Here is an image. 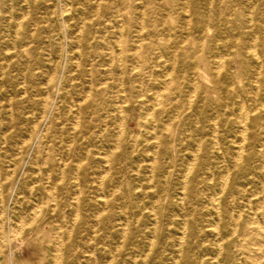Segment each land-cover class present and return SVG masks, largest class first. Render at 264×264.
Returning <instances> with one entry per match:
<instances>
[{
	"label": "rangeland",
	"instance_id": "1",
	"mask_svg": "<svg viewBox=\"0 0 264 264\" xmlns=\"http://www.w3.org/2000/svg\"><path fill=\"white\" fill-rule=\"evenodd\" d=\"M27 2L0 0V264H264V0Z\"/></svg>",
	"mask_w": 264,
	"mask_h": 264
},
{
	"label": "bare ground",
	"instance_id": "2",
	"mask_svg": "<svg viewBox=\"0 0 264 264\" xmlns=\"http://www.w3.org/2000/svg\"><path fill=\"white\" fill-rule=\"evenodd\" d=\"M60 1V0H59ZM69 1H71V0H69ZM26 2H27V0H26ZM36 2V1H35ZM28 3V2H27ZM34 3V2H33ZM65 3V2H64ZM100 3V2H99ZM117 3V2H116ZM47 4V3H46ZM60 4V3H59ZM29 6V5H28ZM27 6V7H28ZM58 6V5H57ZM61 6V5H60ZM69 6V5H68ZM67 8V7H66ZM76 8V7H75ZM144 8V7H143ZM100 9V8H99ZM98 9V10H99ZM52 10H54V9H52ZM69 11V10H68ZM67 11V12H68ZM144 11V10H143ZM57 12V11H56ZM145 12V11H144ZM46 13V12H45ZM60 13L61 14H63V13H65V11H63V13L60 11ZM161 13V12H160ZM144 14V13H143ZM118 16V15H117ZM24 17V16H23ZM56 17V16H55ZM69 17V16H68ZM83 17V16H82ZM141 17V16H140ZM143 17V16H142ZM57 18V17H56ZM19 19H22V18H19ZM58 19V18H57ZM72 19V18H71ZM144 19V18H143ZM166 19V18H165ZM11 20V19H10ZM62 20V19H61ZM141 20V19H140ZM20 21V20H19ZM143 21V20H142ZM57 22H58V20H57ZM83 22V21H82ZM20 23H22V22H20ZM69 23V22H68ZM131 23V22H130ZM164 23V22H163ZM19 26V25H18ZM62 26H63V24H62ZM21 27V26H20ZM139 27V26H138ZM15 28V27H14ZM16 28H18V27H16ZM15 28V29H16ZM64 28V27H63ZM79 28V27H78ZM122 28V27H121ZM130 28V27H129ZM141 28V27H140ZM59 29H60V27H59ZM141 29H143V28H141ZM5 30V29H4ZM77 30V29H76ZM82 30V29H81ZM114 30V29H113ZM123 30V29H122ZM12 31V30H11ZM60 31V30H59ZM75 31V30H74ZM79 31V30H78ZM99 31V30H98ZM134 31V30H133ZM141 31H143V30H141ZM140 31V32H141ZM6 32V31H5ZM14 32H17V31H14ZM13 32V33H14ZM70 32V31H69ZM80 32V31H79ZM140 32H138L139 34H140ZM33 33V32H32ZM142 33V32H141ZM170 33V32H169ZM16 35H17V33H15ZM107 34V33H106ZM203 34V33H202ZM201 34V35H202ZM3 35V34H2ZM32 35V34H31ZM64 35H65V33H64ZM142 35V34H141ZM170 35V34H169ZM66 37V36H65ZM65 37L63 36V38L65 39ZM118 37V36H117ZM123 37V36H122ZM185 37V36H184ZM128 38V37H127ZM134 39V38H133ZM168 39V38H167ZM178 39V38H177ZM185 39V38H184ZM254 39V38H253ZM63 40V39H62ZM79 40V39H78ZM255 40H257V38H255ZM73 41H75V40H73ZM77 41V40H76ZM119 41L120 42H122L120 39H119ZM139 41H141V40H139ZM169 41V40H168ZM180 41V40H179ZM185 41H186V39H185ZM11 42V41H10ZM69 42V41H68ZM120 42L118 43V45L120 44ZM15 43V42H14ZM78 44V43H77ZM253 44H255V43H253ZM15 45V44H14ZM140 45H141V43H140ZM182 45V44H181ZM75 46V45H74ZM142 46V45H141ZM140 46V47H141ZM120 47V46H119ZM139 47V46H138ZM139 47V48H140ZM179 47V46H178ZM255 47V46H254ZM79 48V47H78ZM77 47H76V49H78ZM80 49V48H79ZM135 49V48H134ZM121 50V49H120ZM255 49H253V51H254ZM79 51V50H78ZM77 51V52H78ZM88 51V50H87ZM136 51H138V50H136ZM225 51V50H224ZM121 52V51H120ZM176 52V51H175ZM256 52V51H255ZM89 53V52H88ZM172 53V52H171ZM254 53V52H253ZM5 54V53H4ZM121 54V53H120ZM226 54V53H225ZM78 55V54H77ZM175 55H177V54H175ZM80 56V55H79ZM119 56H121V55H119ZM81 57V56H80ZM122 57V56H121ZM173 57V56H172ZM177 57V56H176ZM210 57V56H209ZM223 59V58H222ZM78 60V59H77ZM139 60V59H138ZM89 61V60H88ZM118 61H120V60H118ZM135 61H137L136 59H135ZM258 61V60H257ZM139 62V61H138ZM212 62V61H211ZM2 63V62H1ZM79 63V62H78ZM111 63H113V61H111ZM110 63V64H111ZM121 63H122V61H121ZM76 64H77V62H76ZM138 65H139V63H137ZM221 64V63H220ZM78 65V64H77ZM118 65V64H117ZM121 65V64H120ZM137 65V66H138ZM193 65V64H192ZM122 66V65H121ZM121 66H119V69L121 68ZM77 67V66H76ZM79 67V66H78ZM109 67H110V65H109ZM134 67V66H133ZM224 67V66H223ZM216 68V67H215ZM109 69V68H108ZM118 69V70H119ZM129 69V68H128ZM222 69V68H221ZM85 70H86V68H85ZM122 70V69H121ZM132 70V69H131ZM218 70H220V68L218 69ZM217 70V71H218ZM3 71V70H2ZM52 71V70H51ZM56 71V70H55ZM132 71H134V70H132ZM172 71V70H171ZM221 71V70H220ZM220 71H218L219 73H220ZM54 73V72H53ZM52 73V74H53ZM122 73V72H121ZM25 74V73H24ZM148 74V73H147ZM165 74H167L166 72H165ZM169 74H171V73H169ZM218 74V73H217ZM216 74V75H217ZM252 74V73H251ZM163 75V74H162ZM204 75V74H203ZM220 75V74H219ZM218 75V76H219ZM170 76V75H169ZM90 77H91V75H90ZM164 77V76H163ZM166 77H167V75H166ZM258 77H259V75H258ZM25 78V77H24ZM50 78V77H49ZM63 78V77H62ZM142 78V77H141ZM253 78H256V77H253ZM252 78V79H253ZM166 79V78H165ZM169 79H171V78H169ZM237 79V78H236ZM25 80V79H24ZM62 80V79H61ZM60 80V81H61ZM122 80V79H121ZM48 80H46V82H47ZM51 81V80H50ZM59 81V80H58ZM91 81V80H90ZM250 81V80H249ZM255 81V80H254ZM121 82V81H120ZM123 82V81H122ZM257 82V81H256ZM49 83V82H48ZM229 83V82H228ZM25 84V83H24ZM122 84V83H121ZM121 84H120V86H121ZM167 84L168 83H166V86H167ZM171 84V83H170ZM250 84V83H249ZM258 84V83H257ZM141 85V84H140ZM234 85V84H233ZM123 86V85H122ZM257 86V85H256ZM45 87V86H44ZM196 88V87H195ZM194 88V89H195ZM59 89V88H58ZM90 89H91V87H90ZM90 89H89V91H90ZM95 89H97V88H95ZM123 89V88H122ZM25 90V89H24ZM141 90V89H140ZM196 90V89H195ZM195 90H194V92H195ZM225 90V89H224ZM88 91V92H89ZM124 91V90H123ZM226 91V90H225ZM43 92V91H42ZM87 92V93H88ZM142 92V91H141ZM157 92V91H156ZM161 92V91H160ZM24 93H26V92H24ZM162 93V92H161ZM160 93V94H161ZM217 93V92H216ZM215 93V94H216ZM259 93V92H258ZM89 94V93H88ZM148 94V93H147ZM154 94V93H153ZM156 94V93H155ZM155 94H154V96H155ZM157 94H158V92H157ZM156 94V95H157ZM159 94V95H160ZM192 94H193V92H192ZM116 95V94H115ZM125 95V94H124ZM228 95V94H227ZM85 96H87V95H85ZM89 96V95H88ZM161 96V95H160ZM192 97V96H191ZM85 98H88V97H85ZM116 98H118V97H116ZM143 98V97H142ZM259 98V97H258ZM10 99V98H9ZM59 99V98H58ZM127 99V98H126ZM139 99H140V97H139ZM157 99V98H156ZM255 99H256V97H255ZM11 100V99H10ZM44 100H46V99H44ZM118 100V99H117ZM136 100H138V99H136ZM155 100V99H154ZM158 101L160 100L161 101V99H157ZM213 100V99H212ZM246 100V99H245ZM56 101V100H55ZM73 100H71V102H72ZM186 101H188V100H186ZM256 101V100H255ZM46 102V101H45ZM45 102L43 103V107L44 108H46L45 107ZM153 102V101H152ZM156 102V101H155ZM192 102V101H191ZM72 103H74V101L72 102ZM78 103H80V102H78ZM118 103V102H117ZM120 103V102H119ZM141 103H142V101H141ZM157 103V102H156ZM155 103V104H156ZM122 104V103H121ZM145 104V103H144ZM187 104V103H186ZM264 104V103H263ZM12 105V104H11ZM54 105V104H53ZM126 105V104H125ZM156 105H160V103L158 102ZM189 105L191 106V104L189 103ZM189 105H188V107H189ZM232 105V104H231ZM240 105H242V104H240ZM244 105V104H243ZM122 106V105H121ZM142 106V105H141ZM71 107V106H70ZM187 107V108H188ZM227 107V106H226ZM11 108V107H10ZM52 108H53V106H52ZM51 108V109H52ZM55 108H56V106H55ZM143 108V107H142ZM141 108V109H142ZM43 109V108H42ZM189 109V108H188ZM44 110V109H43ZM114 110V109H113ZM143 110V109H142ZM151 110V109H150ZM243 110V109H242ZM141 111V110H140ZM144 111V110H143ZM239 111V110H238ZM12 112V111H11ZM10 110H9V115H10ZM80 112V111H79ZM78 112V113H79ZM120 112H122V110L120 111ZM176 112V111H175ZM188 112V111H187ZM34 113V112H33ZM115 113V112H114ZM148 114L150 113V112H147ZM151 113H152V111H151ZM186 113V112H185ZM239 113V112H238ZM241 113V112H240ZM247 113V112H246ZM245 113V114H246ZM80 114V113H79ZM78 114V115H79ZM123 114V113H122ZM148 114H147V116H148ZM174 114V113H173ZM232 114V113H231ZM234 114V113H233ZM3 116V115H2ZM11 116V115H10ZM120 116H121V113H120ZM132 116V115H131ZM177 116V115H176ZM246 116H247V114H246ZM245 116V117H246ZM251 116V115H250ZM73 117V116H72ZM114 117V116H113ZM121 117H123V116H121ZM132 117H135V116H132ZM238 117V116H237ZM11 118V117H10ZM75 118H76V116H75ZM247 118V117H246ZM145 119V118H144ZM237 119H239V118H237ZM48 120V119H47ZM124 120V119H123ZM137 120V119H136ZM148 120V119H147ZM240 120V119H239ZM242 120V119H241ZM251 120V119H250ZM76 121H77V119H76ZM80 120H78L76 123L78 124V122H79ZM104 121H106V120H104ZM120 121V120H119ZM154 122H155V119L153 120ZM12 122V121H11ZM32 122H33V120H32ZM48 122V121H47ZM122 122V121H121ZM136 122V121H135ZM138 122V121H137ZM145 122H146V119H145ZM157 122V121H156ZM156 122H155V125H156ZM246 122V121H245ZM44 123V122H43ZM61 123V122H60ZM139 123H141V122H139ZM139 123H137L138 125H139ZM244 123V122H243ZM33 124V123H32ZM46 124V123H45ZM152 124H154V123H152ZM167 124H169V123H167ZM29 125V124H28ZM36 125V124H35ZM72 125V124H71ZM76 125V124H75ZM111 125V124H110ZM120 124H118V126H119ZM146 125V124H145ZM216 125V124H215ZM243 126H244V124H242ZM1 126V125H0ZM7 126V125H6ZM43 126H44V124H43ZM46 126V125H45ZM73 126V125H72ZM121 126H122V124H121ZM120 126V127H121ZM142 126V125H141ZM12 127V126H11ZM33 127H35L34 126V124H33ZM37 127V126H36ZM42 127V126H41ZM76 127V126H75ZM137 127V126H136ZM140 127V126H139ZM153 127V126H152ZM245 127V126H244ZM30 128V127H29ZM167 128V127H166ZM215 128V127H214ZM9 129V128H8ZM31 129V128H30ZM121 129V128H120ZM119 129V130H120ZM123 129V128H122ZM147 129V128H146ZM211 129H213V128H211ZM245 129H247V128H245ZM40 130V129H39ZM45 130V129H44ZM47 130V129H46ZM45 130V131H46ZM72 130H74L73 129V127H72ZM127 130V129H126ZM152 130V129H151ZM42 131V130H41ZM142 131V130H141ZM146 131V130H145ZM148 131V130H147ZM217 131V130H216ZM243 131V130H242ZM246 130H244L243 132H244V134H246V132H245ZM43 132V131H42ZM123 131H121V133H122ZM142 132H144V131H142ZM151 132V131H150ZM214 132V131H213ZM20 133V132H19ZM118 133V132H117ZM215 133V132H214ZM39 134V133H38ZM42 134V133H41ZM45 134V133H44ZM116 134V133H115ZM119 134V133H118ZM132 134V133H131ZM144 134H145V132H144ZM216 134H217V132H216ZM241 134V133H240ZM5 135V134H4ZM72 135H73V132H72ZM139 135V134H138ZM154 135H155V133H154ZM46 136V135H45ZM119 136H121V134L119 135ZM136 136V135H135ZM215 136V135H214ZM217 136V135H216ZM240 136V135H239ZM30 138H31V136H29ZM83 137V136H82ZM138 137V136H137ZM3 138V137H2ZM39 138L41 139V136H39ZM117 138V137H116ZM134 138V137H133ZM136 138V137H135ZM151 138H152V136H151ZM156 138H158V137H156ZM6 139V138H5ZM5 139H3L4 141H5ZM36 139H38V138H36ZM35 139V140H36ZM49 139V138H48ZM118 139V138H117ZM119 139H120V137H119ZM137 139V138H136ZM159 139V138H158ZM18 140V139H17ZM26 140H28V139H26ZM128 140V139H127ZM135 140V139H134ZM112 141V140H111ZM35 142V141H34ZM137 142V141H136ZM150 142V141H149ZM199 142V141H198ZM146 143V142H145ZM148 143V142H147ZM154 143V142H153ZM217 143V142H216ZM219 143V142H218ZM244 143V142H243ZM21 144V143H20ZM58 144V143H57ZM142 144V143H141ZM140 144V145H141ZM157 144H159V143H157ZM5 145V144H4ZM17 145H19V144H17ZM25 145V144H24ZM134 145V144H133ZM147 145V144H146ZM36 146V145H35ZM64 146H66V145H64ZM69 146H71V144L70 145H68V147ZM117 146V145H116ZM199 146V145H198ZM1 147V146H0ZM40 147H41V145H40ZM156 147H157V145H156ZM215 147V146H214ZM39 148V147H38ZM70 148V147H69ZM117 148V147H116ZM135 148V147H134ZM158 148V147H157ZM197 148V147H196ZM199 148V147H198ZM47 149V148H46ZM68 149V148H67ZM66 149V150H67ZM32 150H34V149H32ZM36 150H38V149H36ZM69 150V149H68ZM67 150V151H68ZM114 150H115V147H114ZM117 150V149H116ZM130 150H132V147L130 148ZM129 150V151H130ZM134 150V149H133ZM132 150V151H133ZM153 150V149H152ZM157 150V149H156ZM198 150V149H197ZM19 151V150H18ZM21 151V150H20ZM47 151H48V149H47ZM111 151H112V149H111ZM148 151H149V148H148ZM219 151V150H218ZM237 151V150H236ZM46 152V151H45ZM141 152V151H140ZM155 152V151H154ZM76 153V152H75ZM150 153V152H149ZM38 154V153H37ZM46 154V153H45ZM44 154V155H45ZM146 154V153H145ZM148 154V153H147ZM75 155V154H74ZM193 155V154H192ZM236 155V154H235ZM237 155H239V154H237ZM107 156V155H106ZM154 156V155H153ZM156 156V155H155ZM153 157V158H156V157ZM167 156V155H166ZM172 156V155H171ZM233 156V155H232ZM36 157V156H35ZM41 157V156H40ZM43 157V156H42ZM41 157V158H42ZM45 157H47L46 155H45ZM239 157H241V155H239ZM46 159V158H45ZM104 159H106V158H104ZM110 159V158H109ZM163 159V158H162ZM195 159V158H194ZM239 159V158H238ZM238 159L236 158V161L238 162ZM36 160V159H35ZM68 160V159H67ZM66 160V161H67ZM108 160V159H107ZM106 160V161H107ZM242 160V159H241ZM37 161V160H36ZM45 161V160H44ZM154 161V160H153ZM155 161H156V159H155ZM194 161V160H193ZM41 162V161H40ZM59 162V161H58ZM109 162V161H108ZM190 162V161H189ZM36 163V162H35ZM60 163H61V161H60ZM7 164V163H6ZM59 164V163H58ZM66 164V163H65ZM65 164H59V165H56V166H53V170H55L56 172H58L61 176H63V172H64V167L66 166ZM107 164H109V163H107ZM154 164V163H153ZM188 164H190V163H188ZM43 165V164H42ZM65 165V166H64ZM79 165V164H78ZM104 166L106 165V163L105 164H103ZM151 165V164H150ZM192 165V164H191ZM80 166V165H79ZM102 166V165H101ZM110 166V165H109ZM42 167V166H41ZM76 167H78V166H76ZM108 167V166H107ZM187 167V166H186ZM15 168V167H14ZM38 168H39V166H38ZM98 168H99V166H98ZM109 168V167H108ZM154 168V167H153ZM190 168V167H189ZM42 169V168H41ZM151 169V168H150ZM191 169V168H190ZM190 169H189V171H190ZM30 171H31V169H30ZM43 171H44V168H43ZM75 172V169H71V170H68V174H70V173H74ZM76 171H77V169H76ZM78 171H79V169H78ZM108 171H109V169H108ZM151 171H154V169H151ZM150 171V172H151ZM40 172V171H39ZM42 173V172H41ZM106 173V172H105ZM47 174H48V172H47ZM77 174V173H76ZM151 174H152V172H151ZM186 174V173H185ZM189 174V173H188ZM12 175V174H11ZM49 175V174H48ZM101 175V174H100ZM153 175V174H152ZM36 176V175H35ZM75 175H73V177H74ZM77 176H78V174H77ZM185 176V175H184ZM50 177V176H49ZM105 177V176H104ZM167 177V176H166ZM40 178H41V176H40ZM47 178V177H46ZM7 179V178H6ZM60 179H61V177H60ZM105 179V178H104ZM185 179H187L186 177H185ZM184 179V180H185ZM48 180V179H47ZM101 180H103V179H99L98 181H97V184H98V187H99V185H101ZM150 180V179H149ZM153 180V179H152ZM183 180V179H182ZM184 180H183V182H184ZM3 181H5V180H3ZM79 181V180H78ZM62 182V181H61ZM103 182V181H102ZM150 182V181H149ZM2 183H4V182H2ZM41 183V182H40ZM58 183H60V182H58ZM76 183V182H75ZM91 183V182H90ZM110 183V182H109ZM44 185V184H43ZM102 185H103V183H102ZM110 185V184H109ZM185 185V184H184ZM56 186V185H55ZM55 186H54V188H55ZM77 187H79V185L77 186ZM30 188V187H29ZM33 188V187H32ZM44 188H46L45 186H44ZM44 188H42V190L44 191V196H46V197H48V199H50V200H56V198L54 199V197H55V195L53 196V194L52 193H54V192H51L50 190H45ZM100 188V187H99ZM113 188H114V186H113ZM184 188V187H183ZM50 189V188H49ZM53 189V188H52ZM77 189H79V188H77ZM80 190V189H79ZM64 191V190H63ZM100 191H101V189H100ZM118 191V190H117ZM185 191V190H184ZM2 192V191H1ZM32 192V191H31ZM80 192V191H79ZM56 193V192H55ZM93 193V192H92ZM97 193V192H96ZM101 193H103V190H102V192ZM1 194V193H0ZM76 194V193H75ZM80 194V193H79ZM91 194V193H90ZM2 195V194H1ZM0 195V196H1ZM31 195V194H30ZM36 195V194H35ZM102 195H104L105 196V194H102ZM123 195V194H122ZM41 196V195H40ZM80 196V195H79ZM113 196V195H112ZM111 196V197H112ZM45 197V198H46ZM99 197V196H98ZM217 197V196H216ZM14 198H18V197H14ZM74 198H76V197H74ZM78 198V197H77ZM103 198H105V197H103ZM183 198V197H182ZM211 198H213V197H211ZM218 198V197H217ZM42 199V198H41ZM62 199V198H61ZM65 199H67V198H65ZM72 199V198H71ZM99 199V198H98ZM215 199V198H214ZM214 199H213V201H214ZM73 200V199H72ZM71 200V201H72ZM103 200V199H102ZM106 200V199H105ZM158 200V199H157ZM219 200V199H218ZM18 201H20V200H18ZM107 201V200H106ZM182 201V200H181ZM3 202V201H2ZM1 201H0V203H2ZM43 202V201H42ZM61 202V201H60ZM77 202H79V201H77ZM123 202V201H122ZM218 202V201H217ZM13 203V202H12ZM53 203H56V202H53ZM67 203V202H66ZM70 203V202H69ZM182 203V202H181ZM45 204V203H44ZM51 204V203H50ZM78 204V203H77ZM105 204V203H104ZM2 205V204H1ZM75 205H76V203H75ZM215 205H216V203H215ZM218 205V204H217ZM216 205V206H217ZM21 206V205H20ZM36 206V205H35ZM41 206V205H40ZM49 206V205H48ZM56 206V205H55ZM69 207H70V205H68ZM74 206V205H73ZM104 206V205H103ZM39 207V206H38ZM42 207H44L43 205H42ZM42 207H40V209L42 208ZM78 207V206H77ZM219 207V206H218ZM73 209H74V207H73ZM107 209V208H106ZM105 209V210H106ZM185 209V208H184ZM53 210H55V209H53ZM102 210V209H101ZM8 211V210H7ZM40 211V210H39ZM38 211V209H31L30 210V218H31V223H32V220H37L39 217H40V212ZM47 211V210H46ZM58 211V210H57ZM64 211V210H63ZM102 211H104V210H102ZM219 211V210H218ZM1 212V211H0ZM2 212H3V210H2ZM1 212V216H2V213ZM28 212V211H27ZM72 212V211H71ZM73 212H75V211H73ZM53 213V212H52ZM64 213V212H63ZM76 213H77V210H76ZM79 213V212H78ZM89 213H91V212H89ZM104 213V212H103ZM186 213V212H185ZM220 213V212H219ZM4 215V214H3ZM74 215H76V214H74ZM73 215V216H74ZM84 215V214H83ZM86 215V214H85ZM84 215V216H85ZM102 215V214H101ZM220 215V214H219ZM0 216V217H1ZM52 216V215H51ZM99 216V215H98ZM7 218H8V216H6ZM53 217V216H52ZM64 217V216H63ZM78 217V216H77ZM157 217V216H156ZM51 218V217H50ZM76 218V217H75ZM81 218V217H80ZM63 219V218H62ZM67 219V218H66ZM74 219V218H73ZM86 219V218H85ZM99 219V218H98ZM8 220V219H7ZM20 220V219H19ZM45 220V219H44ZM64 220V219H63ZM74 220H76V219H74ZM87 220V219H86ZM15 221V220H14ZM23 221V220H22ZM29 221V220H28ZM98 221V220H97ZM10 222V221H9ZM49 222H51V221H49ZM71 222H73L72 220H71ZM70 222V223H71ZM8 223V222H7ZM42 223V222H41ZM45 223V222H44ZM52 223V222H51ZM75 223V222H74ZM98 223V222H97ZM129 223V222H128ZM2 224H4V223H2ZM24 222H21V221H16V222H14L12 225L10 224V226H9V230H10V233H11V231H12V235H13V233L15 232H17V231H20L19 229L20 228H22V227H24ZM65 224V223H64ZM90 224V223H89ZM94 224V223H93ZM186 224V223H185ZM1 225V224H0ZM27 225H29V223L27 224ZM60 225H61V223H60ZM73 225V224H72ZM95 225V224H94ZM31 226V225H30ZM39 226V225H38ZM43 226V225H42ZM127 226V225H126ZM186 226V225H185ZM40 227V226H39ZM56 227H58V226H56ZM66 227V226H65ZM92 227V226H91ZM218 227V226H217ZM1 228H2V230L4 229L2 226H0V230H1ZM24 228H26V227H24ZM43 229V228H42ZM59 229V231H60V228H58ZM96 229V228H95ZM95 229H93V231L95 230ZM156 229V228H155ZM214 229V228H213ZM217 229V228H216ZM4 230H7V229H4ZM9 230H7V232H9ZM14 231V232H13ZM23 231V230H22ZM51 231V230H50ZM58 231V230H57ZM62 231V230H61ZM68 231H69V229H68ZM92 231V230H91ZM92 231V232H93ZM186 231V230H185ZM127 232V231H126ZM216 232V231H215ZM1 233V232H0ZM41 233V232H40ZM46 233H48V232H46ZM59 233V232H58ZM217 233V232H216ZM6 235H7V233H5ZM17 234V233H16ZM21 234V233H20ZM71 234V233H70ZM124 234V233H123ZM185 234V233H184ZM9 235V234H8ZM15 235V234H14ZM18 235H19V233H18ZM40 235V234H39ZM92 235H94V233L92 234ZM17 236V235H16ZM53 236V235H52ZM70 236V235H69ZM13 237H15V236H13ZM20 237V235L18 236V238ZM217 237V236H216ZM40 238V237H39ZM47 238H48V236H47ZM60 238V237H59ZM88 238V237H87ZM0 239L1 240H3V241H5V235H3V232L0 234ZM9 239V238H8ZM17 239V238H16ZM184 239V238H183ZM7 240V239H6ZM180 241V240H179ZM6 242V241H5ZM9 242V241H8ZM56 242H58V241H56ZM60 242H61V238H60ZM182 242V241H181ZM89 243H91V242H89ZM88 243V244H89ZM5 244V243H4ZM3 244V245H4ZM62 244V243H61ZM60 244V245H61ZM57 246L59 245V244H56ZM64 245V244H63ZM182 245V244H181ZM180 245V246H181ZM221 245V244H220ZM41 246V245H40ZM56 246V247H57ZM222 246V245H221ZM59 247V246H58ZM57 247V248H58ZM92 247V246H91ZM60 248V247H59ZM76 248H78V247H76ZM221 248V247H220ZM87 250H89V248H87ZM2 251L3 250H1V244H0V256H1V254H2ZM55 251H56V249H55ZM60 251V250H59ZM59 251H57V252H59ZM62 251V250H61ZM60 251V252H61ZM93 251H94V248H93ZM90 252V251H89ZM77 253V252H76ZM221 253V252H220ZM85 254V253H84ZM219 255V254H218ZM84 256V255H83ZM86 256V255H85ZM90 256H91V254H90ZM61 257V256H60ZM59 257V258H60ZM56 258H57V256H56ZM95 258V257H94ZM54 259V258H53ZM55 260V259H54ZM56 260H60V259H56ZM78 260V259H77ZM90 260V259H89ZM92 260V259H91ZM203 260V259H202ZM216 260V259H215ZM39 262H41V260L39 261ZM55 262V261H54ZM57 262V264H59L58 262H60V261H56ZM177 262V261H176ZM217 262V261H216ZM60 263H62V262H60ZM79 263V262H78ZM94 263V262H93ZM218 263V262H217ZM216 263V264H217ZM63 264V263H62ZM96 264V263H95Z\"/></svg>",
	"mask_w": 264,
	"mask_h": 264
}]
</instances>
